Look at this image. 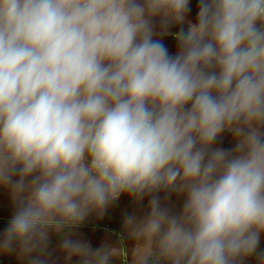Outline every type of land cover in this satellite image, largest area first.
Segmentation results:
<instances>
[{
	"label": "clouds",
	"instance_id": "clouds-1",
	"mask_svg": "<svg viewBox=\"0 0 264 264\" xmlns=\"http://www.w3.org/2000/svg\"><path fill=\"white\" fill-rule=\"evenodd\" d=\"M191 12V0H0L12 205L0 254L56 264L55 233L79 264L127 258L125 237L131 264H264V0ZM122 195L147 212L125 214L120 247L75 233Z\"/></svg>",
	"mask_w": 264,
	"mask_h": 264
},
{
	"label": "crops",
	"instance_id": "crops-1",
	"mask_svg": "<svg viewBox=\"0 0 264 264\" xmlns=\"http://www.w3.org/2000/svg\"><path fill=\"white\" fill-rule=\"evenodd\" d=\"M192 12L189 14V19L195 22L198 0H191ZM180 26H173L170 31H179ZM187 28V25H184ZM168 45L171 52L176 50V41L172 36L163 38ZM223 146L231 148L234 146V141L231 139V134L225 133L223 135ZM163 197L164 193H160ZM182 198L173 194L170 198V203L174 205L175 210L182 207ZM12 205L9 194L6 190L0 189V229L4 227L6 219L11 215ZM147 212V198L142 202H135L127 195H122L120 200L112 205L105 216L98 218L93 214L85 223L75 229V233L82 235L85 239L89 240L93 247L99 246L101 243H110L120 247L119 234L122 233V222L125 214H132L138 218ZM51 242L50 249L52 250V258L56 264H79L78 258H73L71 261H66L64 255L59 251V239L55 233L50 234ZM124 243L127 245V258L120 255L116 264H131L132 252L135 248V242L131 239L124 238ZM260 249H264V235L261 236ZM0 264H28L27 260H21L14 254H0ZM245 264H257V258L252 256L245 261Z\"/></svg>",
	"mask_w": 264,
	"mask_h": 264
},
{
	"label": "built area",
	"instance_id": "built-area-1",
	"mask_svg": "<svg viewBox=\"0 0 264 264\" xmlns=\"http://www.w3.org/2000/svg\"><path fill=\"white\" fill-rule=\"evenodd\" d=\"M121 198V197H120ZM120 200V199H119ZM118 202V201H117Z\"/></svg>",
	"mask_w": 264,
	"mask_h": 264
}]
</instances>
